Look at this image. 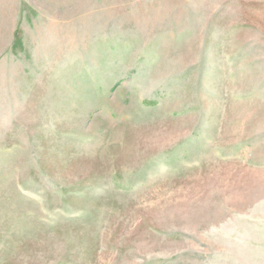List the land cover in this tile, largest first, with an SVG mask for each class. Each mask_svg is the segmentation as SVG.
<instances>
[{"label":"rangeland","instance_id":"1","mask_svg":"<svg viewBox=\"0 0 264 264\" xmlns=\"http://www.w3.org/2000/svg\"><path fill=\"white\" fill-rule=\"evenodd\" d=\"M0 264H264V0H0Z\"/></svg>","mask_w":264,"mask_h":264}]
</instances>
